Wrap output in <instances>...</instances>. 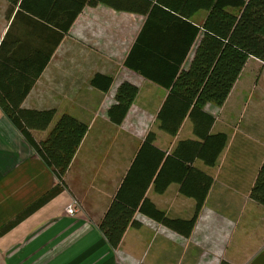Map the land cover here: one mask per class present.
I'll return each mask as SVG.
<instances>
[{"label": "crops", "instance_id": "1", "mask_svg": "<svg viewBox=\"0 0 264 264\" xmlns=\"http://www.w3.org/2000/svg\"><path fill=\"white\" fill-rule=\"evenodd\" d=\"M104 1L95 7L86 5L54 46L61 33L58 28L0 0V100L4 103L9 95L22 110H56L88 127L64 175L65 189L0 235V264H264V207L249 199L264 161V88L250 90L240 83L249 62L260 63L253 58L224 105L203 108L215 119L211 134L225 133L228 141L215 167L193 164L213 184L190 237L136 214L140 228H128L116 251L105 241L98 225L148 132H155V144L164 152L193 136L187 119L175 138L159 132L156 117L168 90L123 66L146 21L140 11L156 0ZM165 1L183 8L184 0ZM206 16L198 11L188 21L202 30ZM201 36L202 32L182 66L185 71ZM97 75L112 78L108 92L92 87ZM21 79L24 85L34 79L24 98V86L13 83ZM124 82L137 87L138 93L117 126L110 122L108 110ZM247 94L255 95L253 102L246 101ZM46 134L33 136L42 139ZM55 182L51 170L0 107V231L53 189ZM146 198L171 220L187 221L194 213V200L182 196L178 184L160 195L150 187ZM74 200L77 212L69 217L65 207Z\"/></svg>", "mask_w": 264, "mask_h": 264}, {"label": "trees", "instance_id": "2", "mask_svg": "<svg viewBox=\"0 0 264 264\" xmlns=\"http://www.w3.org/2000/svg\"><path fill=\"white\" fill-rule=\"evenodd\" d=\"M7 2L10 9L18 6L20 11L28 13L37 22L58 28L61 33L55 36L54 46L59 44L86 5L95 7L105 3L104 0ZM183 2V8L179 7L180 4L174 8L165 0H156L153 6L146 4L144 10L140 11L145 14L146 21L123 66L168 90L156 117L157 130L175 138L187 119L192 125L193 137L177 142L170 152H164L155 144V132H148L98 225L105 241L114 251L120 246L128 228H140V223L134 219L136 214L184 238L190 237L213 184L212 178L193 164L199 161L204 167H215L228 141L225 133L211 134L215 119L205 113L203 108L206 104L217 108L224 105L250 58L264 64V0ZM111 6L119 9L113 4ZM165 9L173 10V13ZM198 11L207 13L202 30L188 21ZM176 12L178 16L174 15ZM174 23H180L181 26H174ZM167 25L169 28H163ZM200 32L199 45L189 69L185 71L182 66ZM33 81L25 85L22 79L13 82L24 86L21 98L30 90ZM111 84L112 78L101 75L91 80L92 87L103 93L108 92ZM137 93L138 89L134 85L127 82L120 84L114 96L115 104L108 110L110 122L117 126L122 124ZM8 96H4V103L0 100L1 111L60 185L56 184L28 207L17 221L4 227L0 235L65 189L64 175L88 130L85 124L68 115H58L56 110H22L19 108L20 102H11L13 100ZM8 101L10 103L5 104ZM11 104L13 107H9ZM32 132L47 134L42 139H36ZM171 184H178L180 194L194 200L195 209L191 219L171 220L146 198L150 187L160 195ZM249 199L264 207V161L250 189Z\"/></svg>", "mask_w": 264, "mask_h": 264}, {"label": "rangeland", "instance_id": "3", "mask_svg": "<svg viewBox=\"0 0 264 264\" xmlns=\"http://www.w3.org/2000/svg\"><path fill=\"white\" fill-rule=\"evenodd\" d=\"M240 83L243 85V87H246V89L249 88L250 90L253 89L254 87H258V86H262V88H264V64L258 63V65L257 64L253 65V62H249L247 68H245V73H243V75L241 77ZM262 95H264V94H262ZM254 97H255V95L247 94L246 95V101H250L251 102ZM261 97H262V103H264V96H261ZM56 184H59V183L55 182V185ZM71 205L73 206V209L75 211L73 216H75V214L77 212L76 211V206L78 205L75 200L71 201V203L65 207V211L64 212H65L66 215H69L68 214V210H69V207H71ZM73 216L69 215V217H73Z\"/></svg>", "mask_w": 264, "mask_h": 264}, {"label": "built area", "instance_id": "4", "mask_svg": "<svg viewBox=\"0 0 264 264\" xmlns=\"http://www.w3.org/2000/svg\"><path fill=\"white\" fill-rule=\"evenodd\" d=\"M75 213L74 209H73V206L71 205V207H69V210H68V214L71 216H73V214ZM68 215V216H69Z\"/></svg>", "mask_w": 264, "mask_h": 264}]
</instances>
